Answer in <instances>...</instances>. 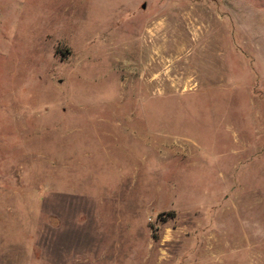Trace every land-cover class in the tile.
<instances>
[{
    "label": "rangeland",
    "instance_id": "rangeland-1",
    "mask_svg": "<svg viewBox=\"0 0 264 264\" xmlns=\"http://www.w3.org/2000/svg\"><path fill=\"white\" fill-rule=\"evenodd\" d=\"M0 264H264V0H0Z\"/></svg>",
    "mask_w": 264,
    "mask_h": 264
}]
</instances>
